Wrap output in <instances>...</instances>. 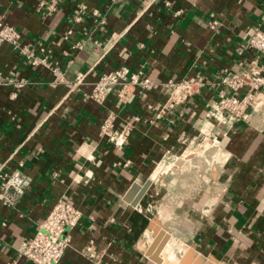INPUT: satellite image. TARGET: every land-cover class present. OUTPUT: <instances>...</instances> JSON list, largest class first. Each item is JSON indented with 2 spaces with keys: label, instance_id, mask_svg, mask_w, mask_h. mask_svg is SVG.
Returning <instances> with one entry per match:
<instances>
[{
  "label": "crops",
  "instance_id": "crops-1",
  "mask_svg": "<svg viewBox=\"0 0 264 264\" xmlns=\"http://www.w3.org/2000/svg\"><path fill=\"white\" fill-rule=\"evenodd\" d=\"M51 1L0 0V14L24 40L60 41L53 55L68 79L79 71L90 73L74 91L0 41V71L28 81L21 88L0 86V170L21 168L32 179L16 207L0 200V264H34L18 258L17 248L35 234L60 197L82 211L61 264H169L163 254L175 237L180 240L175 244H184L194 256L189 264H264V110L231 128H210L207 119V105L223 89L216 83L219 73L242 70L255 59L264 65L262 54L243 47L255 28H264V0H59L53 10L42 5ZM81 4L88 11L101 9L105 27L96 28ZM77 12L84 18L73 24ZM71 26L73 35L63 39ZM85 34L100 44L90 40L66 53ZM122 65L158 82L202 74L207 84L173 108L161 86L138 90L126 103L116 94L103 104L84 99L101 73ZM110 112L116 115V132L131 128L122 149L100 135ZM215 141L220 144L219 196H211L207 187L198 198L204 207L197 211L184 200L176 210L184 221L179 232L161 220V227L152 228L153 209L164 193L152 178L155 169L171 155ZM212 197L214 207L206 209ZM161 231L169 239L157 262L148 252ZM177 253V264H183L185 253Z\"/></svg>",
  "mask_w": 264,
  "mask_h": 264
},
{
  "label": "built area",
  "instance_id": "built-area-1",
  "mask_svg": "<svg viewBox=\"0 0 264 264\" xmlns=\"http://www.w3.org/2000/svg\"><path fill=\"white\" fill-rule=\"evenodd\" d=\"M123 0H111L112 3ZM48 9H55L59 0L43 3ZM81 11H87L93 17L96 28H104L107 18L99 8L88 11L86 4L80 5ZM181 13V10L178 11ZM83 15L77 12L72 17L73 24L82 22ZM74 26L69 27L63 36L68 39L74 33ZM100 44V40L91 34H85L73 41L69 55L83 49L88 41ZM0 41L11 45L33 68L51 70L55 74V81L71 85L72 90L79 91L86 83L90 70L79 71L74 79H68L66 69L59 60L54 59V45L46 44L40 39L24 40L23 32L14 24L7 21L5 14H0ZM252 51H258L264 56V28L257 27L247 43L243 46ZM243 52V49L239 51ZM73 58L68 60V67ZM216 83L223 85L219 98L209 102L207 119L212 126L219 125L226 128L233 127L237 122L250 119L255 112L264 110V65L258 59L253 60L242 70L234 71L226 68L218 74ZM28 84L24 78L6 76L0 71V86H14L21 88ZM207 84L202 74L181 79L168 78L158 82L143 70H132L128 65H122L110 71L101 73L92 82L90 91L83 92L85 100L103 104L110 95L116 94L121 102H128L138 90L152 92L161 86L167 94V105L171 108L183 104L201 92ZM116 115L110 112L103 120L100 135L108 139L116 148L122 149L127 144L131 128L126 126L116 132L114 121ZM32 179L21 169L9 171L0 170V200L9 207H16L29 190ZM82 218V211L72 201L60 197L40 223L38 230L27 237L17 248L18 258H24L34 264H61L71 245L70 232L77 227ZM91 252V248H89ZM93 253V252H92Z\"/></svg>",
  "mask_w": 264,
  "mask_h": 264
},
{
  "label": "rangeland",
  "instance_id": "rangeland-1",
  "mask_svg": "<svg viewBox=\"0 0 264 264\" xmlns=\"http://www.w3.org/2000/svg\"><path fill=\"white\" fill-rule=\"evenodd\" d=\"M209 126L210 128L213 127L211 122ZM217 141H215L217 145L212 146V143L209 142L210 144L208 143L209 145L206 148L197 147L196 150H189L183 156H169L160 165L165 168H162V173L157 176H152L164 188V193L158 197L157 207L153 209L155 218H159L162 223L164 221L166 225L176 232L184 228L181 227L184 221H181L182 219L177 216L178 211H176L183 206L182 203L184 200H187L190 208H194L197 211V208L202 210L204 207V204L199 202L198 198L207 190V187H209L208 191H210L211 196H219V187L216 181L220 160L218 155L220 144ZM203 149L205 150L203 151ZM181 197L183 199L181 201L178 200ZM162 198L164 201L161 200ZM213 200L212 197L210 203L206 202L208 204L205 206L206 209L211 210L214 207L216 200ZM179 241L175 237L171 242H168L176 249V252L179 249V244L175 243ZM178 252L183 253V251Z\"/></svg>",
  "mask_w": 264,
  "mask_h": 264
},
{
  "label": "bare ground",
  "instance_id": "bare-ground-1",
  "mask_svg": "<svg viewBox=\"0 0 264 264\" xmlns=\"http://www.w3.org/2000/svg\"><path fill=\"white\" fill-rule=\"evenodd\" d=\"M210 144V143H209ZM207 144V145H209ZM164 167H159L157 168V170L155 171L154 175L157 176L159 175L160 173H162ZM165 169V168H164ZM156 220H153V223L151 224L152 225V228L154 229H158L159 228V225L160 223L158 221H160V219L157 217L155 218ZM158 220V221H157ZM161 227V225H160ZM149 229V227H148ZM169 231V230H168ZM155 235H156V231H155ZM155 239V238H154ZM151 240V239H150ZM142 242V241H141ZM148 242V241H147ZM146 246V245H145ZM140 247V245H139ZM147 247V246H146ZM150 247V246H149ZM162 250V249H161ZM178 251H183V253H185L184 255V258H183V264H189L191 262V260L193 259V255L191 252L188 251V249L186 248V246H184V244H179V249L177 250ZM176 252V249L173 248V246L171 244H167L165 250H164V259L167 263L169 264H177V261H178V253ZM161 253V251H160ZM159 255V254H158ZM149 256V255H148ZM163 257V256H162ZM207 258V257H206ZM211 259V258H210ZM206 260V259H205ZM212 260V259H211ZM212 262V261H211ZM220 263V262H219ZM223 263V262H222ZM204 264V263H203ZM207 264V263H206ZM209 264V263H208ZM212 264V263H211Z\"/></svg>",
  "mask_w": 264,
  "mask_h": 264
},
{
  "label": "water",
  "instance_id": "water-1",
  "mask_svg": "<svg viewBox=\"0 0 264 264\" xmlns=\"http://www.w3.org/2000/svg\"><path fill=\"white\" fill-rule=\"evenodd\" d=\"M150 180L146 182L145 186L142 187L141 192L144 191V189L146 188V186L149 184ZM137 188V187H135ZM164 232V233H163ZM160 238L158 239V237L156 238L152 249H155V252L152 251V249H150V251L148 252V254L157 262H162V258L160 256H158V253L160 252V249L163 248V246L166 244V242L169 239V234L166 233L165 231H161L160 232ZM199 261L203 260L204 257H202L201 255L198 257Z\"/></svg>",
  "mask_w": 264,
  "mask_h": 264
}]
</instances>
